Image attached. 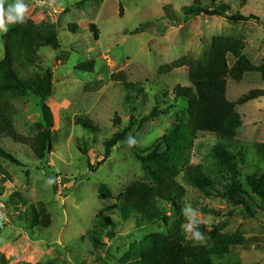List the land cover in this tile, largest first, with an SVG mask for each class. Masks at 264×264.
Here are the masks:
<instances>
[{
	"label": "rangeland",
	"instance_id": "obj_1",
	"mask_svg": "<svg viewBox=\"0 0 264 264\" xmlns=\"http://www.w3.org/2000/svg\"><path fill=\"white\" fill-rule=\"evenodd\" d=\"M14 2L4 0V6ZM25 3L29 6L26 22L0 32V65L6 58L8 36L16 29L25 36L24 47L32 49L31 73L43 78L53 72L54 90L46 103L53 120V151L41 163L28 146L0 137V146L21 163L1 161L5 174L0 175V263L133 264L174 239L194 244L181 232L186 222L181 210L169 223L149 224L125 220L117 209L118 197L134 183L155 185L173 176L185 190L182 208L187 205L197 211L206 245L229 247L241 264H264V209L246 217L244 205L229 196L228 174L213 157L216 138L187 135L170 153L164 138L171 129H183L189 122L188 112L178 105L139 130L156 97L164 111L175 104L177 87L190 86L187 68H167L185 57L207 63L214 39H240L248 58L257 66L264 64V0H216L211 9L223 16L189 20L183 11L192 0ZM202 4L210 5L208 0ZM236 14L254 15L259 21L236 23L229 19ZM52 28L59 36L58 50L33 39ZM229 63H234L231 56ZM125 82L139 86L143 94L131 93L133 102H129ZM258 90L264 91L258 73L246 74L241 82L229 78L227 98L236 103ZM13 104L20 135L35 137L47 129L41 101L26 97ZM237 111L239 146L264 144V97L238 106ZM132 119L136 123L128 136H134L137 154L122 142L100 165L105 142L126 131ZM200 165L215 182L213 188L203 190L183 180L182 169ZM244 167L254 170L250 162ZM48 179L55 183L47 185ZM238 239L256 241L243 248L235 245Z\"/></svg>",
	"mask_w": 264,
	"mask_h": 264
},
{
	"label": "trees",
	"instance_id": "obj_2",
	"mask_svg": "<svg viewBox=\"0 0 264 264\" xmlns=\"http://www.w3.org/2000/svg\"><path fill=\"white\" fill-rule=\"evenodd\" d=\"M91 1L94 0H82L81 4ZM215 1L208 0L210 5L207 6L202 4L203 0H192L193 3L184 8L185 19L202 15L223 16L222 12L211 9ZM229 19L236 23L251 19L259 21L254 15L247 18L241 14ZM33 39L46 41L55 50L60 48L59 36L54 28L45 34H35ZM26 42L25 36H21L15 29L8 36L6 58L0 65V137L28 146L36 159L45 163L53 151V120L46 103L53 94L54 75L50 70L43 78L31 73L33 54L31 48L24 47ZM244 51L245 44L242 40L218 37L213 41L207 63L189 57L172 63L167 68L169 71L188 69L190 86L177 87L174 93L175 104L169 105L164 111L159 109L161 100L156 97L152 113L140 123L139 130L148 120L169 113L176 109L177 105L182 106L189 114L188 124L183 129H171L163 142L170 153H173L175 147L187 135L192 137L198 134L213 135L217 141L213 157L228 174L229 184H226V190L229 196L244 205V216L253 218L256 215L255 209H264V144L254 145L253 148L239 146L235 138L241 127L237 107L263 98L264 91H251L236 103L230 102L227 98L229 78L241 82L246 74L258 73L264 81V64L255 65ZM229 56L234 59L232 66L229 63ZM124 87L129 102H133L131 93L143 94L139 86L125 82ZM150 89L154 90L153 87ZM26 97L36 98L43 103L47 123L44 132L30 138L20 135L14 124L16 117L14 100ZM135 123L136 120L132 119V125L126 131L115 134L105 142V156L100 165L111 157L116 146L128 141V135ZM81 126L86 130L90 129L84 122H81ZM131 148L132 152L137 154L136 144ZM156 148L159 149L158 146ZM2 160L21 166L14 155L0 146V175L5 174ZM248 162L253 164V171L245 169L244 166ZM181 173L184 181L203 190L214 187L215 182L201 165L187 166ZM184 194L185 190L173 176L155 185L138 182L128 187L118 197L117 209L125 220L135 218L149 224L169 223L171 216H177L184 205ZM168 210L171 212L170 216ZM254 241L256 239H238L235 245L246 248ZM133 264H241V261L225 245H194L181 239H174L162 244L151 257L142 258Z\"/></svg>",
	"mask_w": 264,
	"mask_h": 264
},
{
	"label": "clouds",
	"instance_id": "obj_3",
	"mask_svg": "<svg viewBox=\"0 0 264 264\" xmlns=\"http://www.w3.org/2000/svg\"><path fill=\"white\" fill-rule=\"evenodd\" d=\"M29 6L25 0H15L4 6V0H0V32L7 33L9 25H23L26 22ZM127 143L132 146L136 144L135 138L129 136ZM55 181L48 179L47 185L54 184ZM181 214L185 219V223L180 226L181 232L185 234L186 239L194 244L206 245L207 237L199 230L200 221L197 219V211L191 206L185 205L181 209Z\"/></svg>",
	"mask_w": 264,
	"mask_h": 264
}]
</instances>
